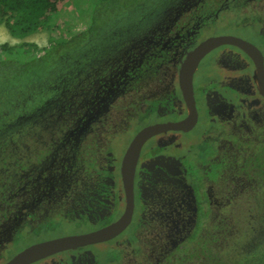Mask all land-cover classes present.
Returning <instances> with one entry per match:
<instances>
[{"label":"flooded vegetation","instance_id":"af4514ba","mask_svg":"<svg viewBox=\"0 0 264 264\" xmlns=\"http://www.w3.org/2000/svg\"><path fill=\"white\" fill-rule=\"evenodd\" d=\"M150 8L0 139V264L124 217L19 264H221L264 243V0Z\"/></svg>","mask_w":264,"mask_h":264},{"label":"trees","instance_id":"16d2710c","mask_svg":"<svg viewBox=\"0 0 264 264\" xmlns=\"http://www.w3.org/2000/svg\"><path fill=\"white\" fill-rule=\"evenodd\" d=\"M66 0H0V24L23 41L0 44V139H18L28 130L27 124L10 126L20 115L36 112L63 84H75L78 70L91 60L93 43L114 41L125 22L135 19L136 12L151 10L153 0H108L95 12L89 26L80 32H60L66 17L54 16ZM97 8V7H96ZM127 25V24H126ZM40 29H49L57 37L43 52L25 40ZM99 46L95 52H103ZM22 125V124H21ZM15 127H19L14 130ZM221 264H264V243L238 258H223Z\"/></svg>","mask_w":264,"mask_h":264},{"label":"rangeland","instance_id":"374dc122","mask_svg":"<svg viewBox=\"0 0 264 264\" xmlns=\"http://www.w3.org/2000/svg\"><path fill=\"white\" fill-rule=\"evenodd\" d=\"M107 1L108 0H66L57 14L54 15L66 17L68 20L66 25L60 29V32L73 34L85 30L90 24L91 17L106 6ZM96 9H98L97 12H95ZM56 38L53 31L49 29H40L29 35L25 40L35 43L39 48V52H43L53 44ZM21 41L23 40L16 37L10 40L11 44H18ZM0 57H2L1 54ZM211 235V233H207L205 237L206 241H210ZM202 247H204V244Z\"/></svg>","mask_w":264,"mask_h":264},{"label":"water","instance_id":"95a60500","mask_svg":"<svg viewBox=\"0 0 264 264\" xmlns=\"http://www.w3.org/2000/svg\"><path fill=\"white\" fill-rule=\"evenodd\" d=\"M230 38H225V37H213L210 38L208 40H206L205 42H203L201 44V46L197 49L194 58L199 59L200 56H202L203 54H205L207 51H209L210 49H212L213 47H215L216 45H218L220 42L222 43V41L227 40ZM239 43V42H238ZM187 88H190L192 91V79H188L187 80ZM146 134V133H145ZM146 135L140 134V136H138V138L136 139V142L133 143L131 149H130V153H129V157L132 158L134 151H139L140 149V145L143 141V138H145ZM129 219L127 217H124L123 219H121L120 221L116 222L115 224L106 227L103 230L94 232V233H90V234H85V235H78V236H71V237H63L57 240H53V241H49L40 245H36L33 248H30L24 252H22L21 254H19L16 258H14V260H12L10 263L8 264H19L22 261H24L27 257H30L31 255L35 254V253H39L41 251H49L52 249H57V248H61V247H67L69 245L72 244H76V243H80V242H84V241H95L98 239H104L106 237H109L110 235H112L114 232L123 229L127 223H128Z\"/></svg>","mask_w":264,"mask_h":264},{"label":"crops","instance_id":"0c3cea01","mask_svg":"<svg viewBox=\"0 0 264 264\" xmlns=\"http://www.w3.org/2000/svg\"><path fill=\"white\" fill-rule=\"evenodd\" d=\"M13 39L14 37L9 33L7 27L4 24H0V44L10 42Z\"/></svg>","mask_w":264,"mask_h":264}]
</instances>
